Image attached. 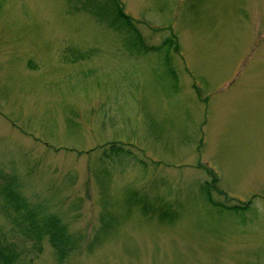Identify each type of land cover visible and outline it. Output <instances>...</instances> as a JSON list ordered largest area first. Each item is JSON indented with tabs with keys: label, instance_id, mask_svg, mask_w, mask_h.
I'll use <instances>...</instances> for the list:
<instances>
[{
	"label": "rangeland",
	"instance_id": "374dc122",
	"mask_svg": "<svg viewBox=\"0 0 264 264\" xmlns=\"http://www.w3.org/2000/svg\"><path fill=\"white\" fill-rule=\"evenodd\" d=\"M0 244L264 264V0H0Z\"/></svg>",
	"mask_w": 264,
	"mask_h": 264
},
{
	"label": "trees",
	"instance_id": "16d2710c",
	"mask_svg": "<svg viewBox=\"0 0 264 264\" xmlns=\"http://www.w3.org/2000/svg\"><path fill=\"white\" fill-rule=\"evenodd\" d=\"M114 16H116V18H118V19H119L118 16L124 18L122 20L120 19L122 21V25L125 28L129 29L130 31L131 30H135L134 34H137L139 36V33H138L137 29L133 26L132 21H130V19L126 16V14H124V12L122 11L121 8L118 7L117 14H114ZM138 39H141L140 36L138 37ZM166 43L167 44H172V40L171 39H167V42ZM167 44H165V45H167ZM152 48H160V47H152ZM115 150L116 151H120L121 148L120 147H117V148H115ZM213 179L214 180H217L216 177H214ZM204 190H205L207 199H209L210 202H212L213 204H215V201H214V199H213V197L211 195V188L209 186H206V187L204 186ZM34 234H35L36 237L41 236L42 235V228L38 227L36 229V231H34ZM65 234L66 233L64 232V230L61 229V230H57V231L51 233L50 235L51 236H54V237H61V238H63L65 236ZM0 246H2V245L0 244ZM61 252H63V250H61ZM3 253H9V254H11L9 252V249L8 248H2V247H0V256H1L2 259H4V263L5 264H11L12 258L9 255L3 254Z\"/></svg>",
	"mask_w": 264,
	"mask_h": 264
}]
</instances>
